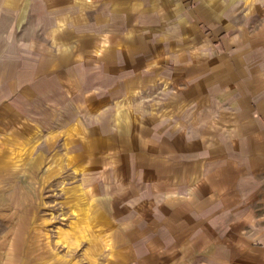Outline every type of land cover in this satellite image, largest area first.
I'll list each match as a JSON object with an SVG mask.
<instances>
[{"label": "crops", "instance_id": "0c3cea01", "mask_svg": "<svg viewBox=\"0 0 264 264\" xmlns=\"http://www.w3.org/2000/svg\"><path fill=\"white\" fill-rule=\"evenodd\" d=\"M155 84L171 93L142 118L132 98ZM91 103L113 110L75 117ZM63 109L87 176L21 264H264V0H0V154ZM10 234L0 264H19Z\"/></svg>", "mask_w": 264, "mask_h": 264}, {"label": "rangeland", "instance_id": "374dc122", "mask_svg": "<svg viewBox=\"0 0 264 264\" xmlns=\"http://www.w3.org/2000/svg\"><path fill=\"white\" fill-rule=\"evenodd\" d=\"M173 51L175 49L172 48L171 52ZM172 64L169 62L165 66L171 67ZM168 93L171 92L167 89L162 90L160 85L155 84L150 90L137 92L132 98L134 105L128 108L140 117L152 112L161 114L162 101ZM129 96L121 97L120 100L123 102ZM111 104L97 106L91 103L87 107L71 109H74L75 117L94 122L98 115L113 110ZM61 112L58 115L59 122L54 126L58 131L56 134L47 136L48 132L45 130L44 133H37L36 138L23 141L24 143L5 144V147H9L10 153L0 154V210L9 212L4 213V219L0 218V227H9L11 247L8 252L11 256L14 255L13 259L18 260L19 264L23 262L21 258L23 254L33 256L39 242L45 245L59 240L62 236V227L67 221L66 212L72 210L66 204L67 189L71 190L73 185L82 183V178L87 176L82 168L79 169L64 159L62 152L64 150L61 146L63 139L71 134H80L65 130L60 122L65 109ZM110 129H114V126L112 125ZM47 137L57 138L56 147L54 151L44 156L42 154V157L39 151L45 148V143L50 146ZM42 138L46 141H41ZM38 155L42 161L36 163ZM67 176H72V179L66 180ZM1 196L8 197L9 204L3 203ZM60 253L65 254L66 251L61 249Z\"/></svg>", "mask_w": 264, "mask_h": 264}]
</instances>
